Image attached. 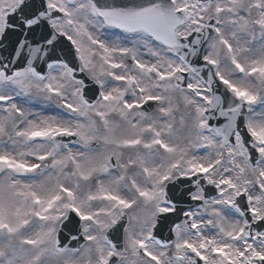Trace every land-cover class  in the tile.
<instances>
[{
	"label": "snow or ice",
	"instance_id": "snow-or-ice-1",
	"mask_svg": "<svg viewBox=\"0 0 264 264\" xmlns=\"http://www.w3.org/2000/svg\"><path fill=\"white\" fill-rule=\"evenodd\" d=\"M0 264H264V0H0Z\"/></svg>",
	"mask_w": 264,
	"mask_h": 264
}]
</instances>
